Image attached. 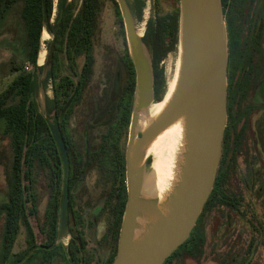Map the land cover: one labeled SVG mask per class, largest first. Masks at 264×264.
Returning <instances> with one entry per match:
<instances>
[{
	"label": "trees",
	"instance_id": "obj_1",
	"mask_svg": "<svg viewBox=\"0 0 264 264\" xmlns=\"http://www.w3.org/2000/svg\"><path fill=\"white\" fill-rule=\"evenodd\" d=\"M104 0H0V18L6 20L9 12L17 11L23 30V46L25 50V62L36 67L37 55L41 34L45 31L52 38L50 50V69L48 77L52 83L61 81L62 63L65 62L70 68L75 60L85 55L83 69V81L80 86L83 89L89 78L92 61L89 58L91 41L97 29V21ZM113 2L114 0H108ZM158 0H153V6H157ZM259 0H231L229 7V25L226 23L227 46L232 54L240 50V41L244 37L243 26L249 36L247 41L259 52L263 45L264 12L261 6H256ZM114 3V2H113ZM223 7V6H222ZM143 9L141 0H133L132 10L139 20ZM55 10V16L52 15ZM6 18V19H5ZM178 12L172 15L160 16L149 19L142 41L148 48L153 67V91L155 101H159L161 90L164 89L162 69L159 64L175 50L177 43ZM239 58V57H237ZM131 66V63H130ZM42 67V66H41ZM22 69V68H21ZM13 72L20 68L12 67ZM134 89V81L130 83V93ZM32 79L30 75L19 76L4 92L0 94V122L4 124L3 136L8 140L10 160L5 172L4 200L0 202V264H26L36 253L45 255L48 261L53 256L61 253L67 264H91L87 242L84 238V220L82 216H74L76 206L75 198L68 190L67 213L72 218L71 226L67 228L70 236L68 245L63 247L56 245L58 235V221L56 214L60 208V196L63 190V171L58 150L52 139L45 138L44 131L46 122L35 110L34 102L30 99ZM72 82L63 78L58 86L53 87L54 105H57L58 115L67 100L74 93ZM72 93L71 95H69ZM16 97L17 103L10 104ZM78 97V96H76ZM115 104L111 110H116ZM110 111V110H109ZM111 114V113H110ZM118 125L107 127L108 133L102 131L99 136V144L92 151L89 146L81 145L78 148L77 157L80 159L77 168L83 173L87 164L96 162L98 170L104 171L106 182L104 194L101 196V205L97 214H91L92 222L96 223L102 212H106L108 226L101 243L113 246V255L108 258L106 264H110L114 254L117 235L120 227L126 195L124 185V153L119 147L121 137L124 135L125 126L128 124L129 113L123 108ZM77 145V144H76ZM87 150L83 155L82 150ZM73 151V149H71ZM48 153V162L51 164L52 178L55 180L53 220L49 226L46 242L37 247L34 236L28 223V218L35 214V206L31 199V168L33 159L45 161ZM74 159V161L77 159ZM46 163V161H45ZM105 163V166H103ZM148 163V162H147ZM74 180V173L73 179ZM208 201L206 202V204ZM30 204V208L27 207ZM205 204V206H206ZM25 233V249L19 253L11 254L15 239L20 231ZM43 249V250H41ZM172 255L164 264H169Z\"/></svg>",
	"mask_w": 264,
	"mask_h": 264
},
{
	"label": "water",
	"instance_id": "obj_2",
	"mask_svg": "<svg viewBox=\"0 0 264 264\" xmlns=\"http://www.w3.org/2000/svg\"><path fill=\"white\" fill-rule=\"evenodd\" d=\"M114 1L123 20L135 80L124 149L126 200L110 264H164L189 237L217 173L226 126L227 31L222 3L178 0L179 66L174 90L163 110L148 117L147 109L161 101L154 98L150 54L137 36L126 1ZM260 95L264 99V82ZM141 117L147 120L144 129L139 127ZM178 121L182 122V146L175 179L160 201L153 188H146V150ZM50 132L63 165V232L69 164L57 125L51 126Z\"/></svg>",
	"mask_w": 264,
	"mask_h": 264
},
{
	"label": "rangeland",
	"instance_id": "obj_3",
	"mask_svg": "<svg viewBox=\"0 0 264 264\" xmlns=\"http://www.w3.org/2000/svg\"><path fill=\"white\" fill-rule=\"evenodd\" d=\"M125 1L130 9L134 28L142 35L140 37L141 39L144 38L146 24L149 19L155 18L157 15L167 16L178 12V0H158L157 6L155 7L153 6V0H141L143 2V9L141 12V18L138 20L132 10L133 0ZM113 2L104 0L102 3L100 15L97 21V29L92 37V46L89 51V58L92 61L91 69L89 78L87 79L83 89L80 86V82L83 81V78L80 79L79 74L83 63L86 61V56L81 55L78 57L72 65V68H70L67 63H62V80L63 78H68L72 82L73 88L77 91L80 90L79 93L81 95L79 96V99H76V97L71 98L72 104L69 106V111L67 106L68 104L65 105L67 108L63 106L64 108L58 115V121L63 123L65 132L69 136V139L75 145L77 144L78 147L83 144L82 133L86 126H89V129L92 126V129L89 131L92 141L91 143L96 145L99 142V135L103 128L102 125L105 124L106 119L108 120V124L118 125L123 108L128 110L130 119L134 101V89L132 93H130V91L128 92L125 88L128 80H130V83L133 79L135 80V74L133 68H130L129 73L127 72L130 63L132 66V62L126 40L123 20L117 3L115 1ZM261 3L258 1L256 6H261ZM54 16L55 10L52 15V20ZM6 18L5 21L0 18V94L4 92L6 88L15 80H17L19 76L30 75L32 79L30 99L34 102L36 112L51 123L53 115L48 114L47 108L48 106H51V102L54 99L53 87L58 86L62 81L59 80L56 81V83H52L48 77L50 69L49 55L52 38L50 36L49 39L46 38V40L43 41L41 34L38 52H40L43 48L45 51V61L41 65L42 67L38 66L36 63V67L40 68L38 71L34 70L31 64L30 70L25 71L24 66L29 63L25 62L26 52L23 46L24 35L21 21L19 20L17 11L15 10L9 12ZM242 30L244 37L240 41V50L236 53V57L239 58L234 60V62L240 65L241 71L250 69L252 63L255 68L257 67L259 69L258 62L261 61V58L264 60V48L261 47L259 52L255 51L251 42L249 43L247 41L246 37L250 34L249 32L248 34L246 32V25L243 26ZM146 49L148 54H150L147 47ZM176 56L177 53L175 49L158 66L163 72L162 76L164 85H166V82L174 69ZM12 67L20 68V71L13 72L11 71ZM262 68L264 69V64ZM262 71L258 72V80L264 77V72ZM129 75L130 77L127 79ZM164 91L165 86L164 89L161 90L159 100H161V96ZM119 93L120 95L117 97V101L115 103L121 101V103L118 102L120 109L115 111L110 109V111L105 113L104 111L114 100L116 94L118 95ZM71 94L72 93L69 95ZM18 99L19 97H16L9 103L15 104ZM251 100L253 101V98ZM254 101L255 103L259 102V99L256 98ZM114 105L115 104H112L109 108H113ZM110 112L113 113V118L111 117ZM128 125L129 120L128 124L125 126L126 130L124 135L121 137L119 142V147L123 149V152L127 140ZM3 130L4 124L3 122H0V202L4 200V178L10 160L8 140L3 136ZM105 132L108 133L107 130H105ZM45 161H41L39 163L36 162L34 163L33 168H31V199L35 206V214L33 217L28 218V223L32 230L34 242L37 247L46 242L49 226L53 220L55 180L52 178L50 162H48L47 158ZM150 164L151 159H148V165L145 171L146 177L150 173ZM103 166H105V163H103ZM61 170L63 171L62 163ZM105 170V168H102L100 172L97 166H93L92 168L85 169V173L81 174L80 178H74V180L71 181L69 180L71 177L73 179V174L70 175V170L68 172L66 187H70L69 190L75 198L76 206L74 209V216H82L85 223L83 234L87 242L88 253L91 257V264H106L108 258L111 257L114 252L113 246L108 243L100 242L108 226L106 212H102L99 215L96 223H93L92 219L88 217L91 214H97L98 208L101 205L100 198L104 194V183L106 182L104 173ZM258 198L261 199V196ZM59 200L60 208L56 214L58 221V235L55 244L66 247L70 239L66 230L71 226L72 218L70 217V214L67 213L66 208V224L64 231L61 232V196ZM27 207L30 208V204H27ZM207 225L208 224L206 222L204 224V220L201 222L202 229L203 227L204 229L208 228ZM252 230L253 229L250 228H242L241 231V236H243L244 242L247 239H252L253 241H255V239L259 240L257 241L258 245L254 247L257 249L252 250L251 254L247 257L241 255L243 259L245 258L243 264H264V247L260 248L261 242L264 241V232L259 229L261 231H258L259 233L254 235L252 232L256 233V230ZM204 234L207 235L206 232H204ZM231 234H237L236 229H232ZM245 246V243H241L242 250H244L243 247ZM25 247V233L23 229H20L12 247L11 254L19 253L24 250ZM114 250L116 251V246ZM48 260L49 259H46L44 254L36 253V256H34L26 264H67L65 257L61 253L54 255L51 261ZM182 261V264L202 263L189 258H184ZM169 264H171V261Z\"/></svg>",
	"mask_w": 264,
	"mask_h": 264
},
{
	"label": "flooded vegetation",
	"instance_id": "obj_4",
	"mask_svg": "<svg viewBox=\"0 0 264 264\" xmlns=\"http://www.w3.org/2000/svg\"><path fill=\"white\" fill-rule=\"evenodd\" d=\"M259 1L260 3L262 1L261 9L264 12V0ZM221 3L224 21L231 29L228 17L231 0H221ZM236 55L232 54L231 49L227 46L226 126L223 131L221 154L213 188L207 199L208 203H205L206 206L204 205L189 237L172 254L171 264H182L184 258L202 262L201 264H243L245 258L243 259L242 256L247 257L252 250L257 249L254 247L258 245L257 241L259 240L247 239L244 242L243 236H241L242 228L256 230V233L252 232L254 235L261 230L264 232V99L260 95V86L264 82V77L258 80V72L262 70L264 72L262 68L264 60L261 58V61L258 62L259 69L255 68L252 63L250 69L241 71L240 65L234 62V60H237ZM84 65L85 63H83L80 70V79L83 75ZM130 68L133 67L129 66L128 73ZM129 77L130 75L127 79ZM129 81L125 88L128 92L130 91ZM77 92L75 89L74 93ZM80 95L78 92L70 96L65 103V105L68 104V111L69 106L72 104L71 98L78 96L76 99H79ZM119 95L120 93L116 94L113 103L111 102L117 105L116 110L120 109L118 102L121 103V101L115 103ZM256 98L259 99V102L255 103ZM53 101L54 99L51 106L47 108L48 114L53 115V120L50 123L44 119L47 129V131H44V136L48 140L49 138L52 139L50 127L57 125L59 135L66 149L70 175L74 173V178L77 179L85 173V169L97 165L96 162L89 163L84 167L83 173H79L81 168H77V163L80 159L77 158L74 161L77 157L78 146L69 139L63 123L58 121V115L61 112L58 115L56 114L57 105H54L53 108ZM111 103L109 106H112ZM65 105L64 107L67 108ZM109 106L104 111L105 113L111 109ZM110 113L113 118V113ZM108 126V120L106 119L105 124L102 125V131L107 129ZM91 129L92 126L90 129L89 126H86L82 133L83 146H89L94 151L99 142L96 145L91 143L89 132ZM54 145L57 149L55 143ZM86 149L82 150L83 155L87 154ZM45 154V158L48 159L47 151H45ZM36 162L41 161L34 158L32 168ZM259 196H261V199L258 198ZM203 220L204 224L205 222L208 224V228L204 229L203 227L204 230L201 227ZM232 229H236L237 234H231ZM241 243L246 244L243 247L244 250L241 248ZM262 247H264V241L261 242L260 248Z\"/></svg>",
	"mask_w": 264,
	"mask_h": 264
},
{
	"label": "bare ground",
	"instance_id": "obj_5",
	"mask_svg": "<svg viewBox=\"0 0 264 264\" xmlns=\"http://www.w3.org/2000/svg\"><path fill=\"white\" fill-rule=\"evenodd\" d=\"M56 1L57 0H53L54 5ZM136 33L138 37L142 36L138 30H136ZM46 38L49 39L50 35L42 32V40L44 41L46 40ZM176 53L177 56L174 63V69L171 72L168 81L166 82L165 91L161 96V101L159 103L151 105L147 109L146 114L148 117L158 115L163 110L171 97V94L174 90L179 66L178 46H176ZM44 61L45 51L42 48L41 51L38 52L36 61L37 65L41 66ZM146 122L147 120L144 121L142 117L140 118V129H144L146 127ZM181 146L182 122L178 121L167 128L159 136H157L146 150V158L151 159L150 173L146 177L145 182L146 188H153L160 201L164 199L171 188L172 182L175 179L176 161L180 153Z\"/></svg>",
	"mask_w": 264,
	"mask_h": 264
},
{
	"label": "built area",
	"instance_id": "obj_6",
	"mask_svg": "<svg viewBox=\"0 0 264 264\" xmlns=\"http://www.w3.org/2000/svg\"><path fill=\"white\" fill-rule=\"evenodd\" d=\"M30 68H31V65L30 64H27V65L24 66V70L25 71H29Z\"/></svg>",
	"mask_w": 264,
	"mask_h": 264
}]
</instances>
